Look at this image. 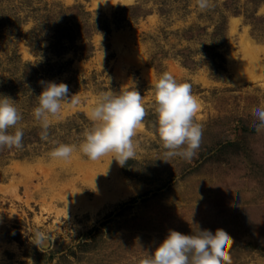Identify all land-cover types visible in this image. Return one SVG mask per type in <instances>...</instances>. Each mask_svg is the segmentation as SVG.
Segmentation results:
<instances>
[{
	"label": "rangeland",
	"instance_id": "1",
	"mask_svg": "<svg viewBox=\"0 0 264 264\" xmlns=\"http://www.w3.org/2000/svg\"><path fill=\"white\" fill-rule=\"evenodd\" d=\"M211 4L0 0V96L15 101L24 133L22 148L0 156V264H141L170 230L197 228L232 237V264H264V129L251 116L264 107V0ZM164 72L200 103L190 161L163 160L154 84ZM41 81L80 99L50 118L47 140L33 116ZM134 88L148 112L135 158L124 167L111 154L88 159L78 146L92 126L79 114L88 119L103 92ZM61 143L77 146L67 161L49 156ZM36 230L52 242L39 249Z\"/></svg>",
	"mask_w": 264,
	"mask_h": 264
},
{
	"label": "clouds",
	"instance_id": "2",
	"mask_svg": "<svg viewBox=\"0 0 264 264\" xmlns=\"http://www.w3.org/2000/svg\"><path fill=\"white\" fill-rule=\"evenodd\" d=\"M196 4L201 11L212 7L211 0H196ZM40 83L43 91L38 96L33 116L40 122L41 138L47 140L50 118L58 120L66 103L76 106L80 99L77 95L69 99V87L65 83ZM199 110L200 103L192 94L191 85L178 82L169 72L162 73L154 84V113L157 133L165 150L164 161L176 157L190 161L196 156L202 140V125L196 121ZM147 114L143 97L136 88L99 94L88 111L92 127L84 132L79 151L92 161L111 154V161L114 159L124 167L136 156L134 138ZM251 116L254 129L257 132L264 129V107L253 108ZM21 119L22 114L15 101L8 96H0V149L23 147V130L16 127ZM10 129L14 131L10 132ZM75 150L76 145L61 143L49 156L54 160L67 161ZM31 242L40 249L52 241L49 234L36 230L32 233ZM232 244V237L219 228L214 233L197 228L191 235L170 230L153 251L147 252L141 264H232Z\"/></svg>",
	"mask_w": 264,
	"mask_h": 264
},
{
	"label": "trees",
	"instance_id": "3",
	"mask_svg": "<svg viewBox=\"0 0 264 264\" xmlns=\"http://www.w3.org/2000/svg\"><path fill=\"white\" fill-rule=\"evenodd\" d=\"M29 69V68H28ZM28 72H30V71H28ZM34 72V74L35 75H37V77H39V74H40V71H38V70H35V71H33ZM26 76H27V73H26ZM36 78V76H33V77H30L29 76V78H28V81H33L34 79ZM23 83V80H21L20 79V81L19 80H15V85H19V86H22L21 84ZM17 88V87H16ZM69 97H70V92H69ZM79 115H81L82 117H83V119L86 121V124L87 125H89V127L90 126H92V122L90 121V120H88L85 116H84V114H79ZM41 137V136H40ZM40 137L39 136H34V140H40ZM24 144V143H23ZM237 146H238V144L236 143V142H227V144L223 147V149L224 148H229V149H233V150H230V151H232V152H234V150H235V148H237ZM7 149L8 148H6V150H4V148H3V151H2V154H0V156L1 155H3L4 153H6L5 151H7ZM213 158H215V159H217V160H222V156H221V154H214L213 156H212ZM212 158V159H213Z\"/></svg>",
	"mask_w": 264,
	"mask_h": 264
}]
</instances>
